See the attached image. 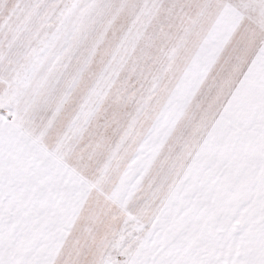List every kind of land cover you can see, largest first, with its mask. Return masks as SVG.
I'll return each mask as SVG.
<instances>
[{
  "label": "snow or ice",
  "instance_id": "1",
  "mask_svg": "<svg viewBox=\"0 0 264 264\" xmlns=\"http://www.w3.org/2000/svg\"><path fill=\"white\" fill-rule=\"evenodd\" d=\"M0 264H264V0H0Z\"/></svg>",
  "mask_w": 264,
  "mask_h": 264
}]
</instances>
